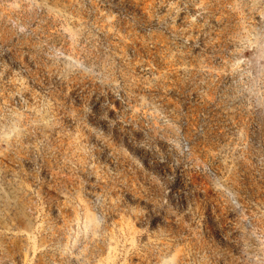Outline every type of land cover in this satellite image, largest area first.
<instances>
[{"label":"rangeland","instance_id":"rangeland-1","mask_svg":"<svg viewBox=\"0 0 264 264\" xmlns=\"http://www.w3.org/2000/svg\"><path fill=\"white\" fill-rule=\"evenodd\" d=\"M0 264H264V0H0Z\"/></svg>","mask_w":264,"mask_h":264}]
</instances>
